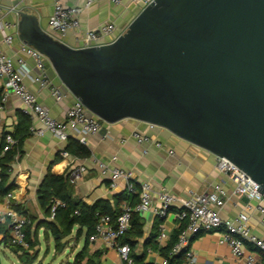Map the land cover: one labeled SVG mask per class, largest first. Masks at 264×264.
<instances>
[{"label": "water", "instance_id": "water-1", "mask_svg": "<svg viewBox=\"0 0 264 264\" xmlns=\"http://www.w3.org/2000/svg\"><path fill=\"white\" fill-rule=\"evenodd\" d=\"M15 15L18 39L103 125L164 128L230 161L264 198V0H153L112 41L80 47Z\"/></svg>", "mask_w": 264, "mask_h": 264}, {"label": "crops", "instance_id": "crops-1", "mask_svg": "<svg viewBox=\"0 0 264 264\" xmlns=\"http://www.w3.org/2000/svg\"><path fill=\"white\" fill-rule=\"evenodd\" d=\"M54 0H2L0 22L9 21L16 24L19 17L16 11L30 12L38 17L39 24L48 30V18L52 14ZM66 6H76L81 9L78 18L79 31H69L60 40L72 47L83 44L84 34L87 30L97 29L102 23L112 21L115 31L107 36L100 37L98 43H107L123 33L131 20L141 9L133 0H121L114 4L108 0H96L89 6L85 0H62ZM13 31L0 29V51L16 59L23 57L31 69L32 75L37 73L33 60L21 51L22 42L17 37V29L10 44L4 41V36ZM46 73L55 86L64 90L60 81L47 65ZM28 89L36 95L38 102L46 107L50 114L57 120H63L66 110L73 104L74 97L68 94L60 101H56L48 87L37 82L25 80ZM0 131L12 132L19 125L20 117L24 114L23 103L11 91L5 90L0 80ZM30 122V121H28ZM106 132L87 137L85 146L89 155L81 158L66 151L70 140L60 141L52 134L46 132L42 136L28 134L21 146V154L16 156L11 163L9 181L13 184L10 192L11 201L26 211L32 217V228L35 224L46 220L45 210L37 201V189L45 174L50 171L57 175L67 176L71 169L83 167V173L73 184V196L82 199L87 204H92L98 199L107 200L111 205L122 202L125 191V180H120L118 186L110 188L108 174H102L97 161L107 163L110 167H117L131 174L130 181L139 184L148 181L154 191L165 189L176 196L186 197L189 191H212L219 186L224 189L226 198L219 210L222 219H233L239 213L246 212L248 226L251 232L264 240V221L254 208L252 201L233 192L234 184L226 173L217 167V157L209 151L189 143L164 128L150 126L147 123L134 119H123L113 124L103 125ZM22 128V125H19ZM138 131L149 135L151 143L139 144L132 137ZM25 132V131H24ZM156 142L160 146H156ZM145 151V152H144ZM122 194V195H121ZM119 195L122 197L117 198ZM138 199V198H137ZM124 201V200H123ZM155 197L152 205H156ZM179 204L171 206L163 220L147 210L140 213L143 222V235L134 239V251H145L144 262L162 264L163 257L157 247L163 246L157 240H147L153 226L160 220L159 226H164L168 240L172 233L178 231L184 224L178 217ZM158 229L156 231H158ZM155 231V230H154ZM220 231L202 232L191 241L190 250L194 258L192 264H236L235 259L227 244L220 241ZM167 240V241H168ZM167 243V242H166ZM165 245V244H164ZM248 250H254L246 244ZM99 251L101 264H124L121 262L115 249L108 248L100 240L89 243L88 252ZM134 264V263H133ZM142 264V263H135ZM185 264V263H183Z\"/></svg>", "mask_w": 264, "mask_h": 264}, {"label": "built area", "instance_id": "built-area-1", "mask_svg": "<svg viewBox=\"0 0 264 264\" xmlns=\"http://www.w3.org/2000/svg\"><path fill=\"white\" fill-rule=\"evenodd\" d=\"M1 1L0 13L2 11ZM94 1L96 0H85V5L89 6ZM108 1L117 4L121 0ZM133 1L142 8L153 0ZM80 11L79 7L66 6L62 0H54L52 14L48 18L49 32L58 37L69 31H79L78 15ZM0 29L16 32V24L3 21L0 22ZM115 29V24L112 21H106L97 29L87 30L82 46L100 44L98 43L99 38L112 34ZM13 32L4 36V41L7 44L12 42ZM21 51L33 60L37 73L32 75L31 69L23 57L14 59L0 51V80L3 88L11 91L23 103L24 113L30 121L29 133L42 136L48 132L60 141H67L69 137H73L78 143L86 146L87 137L98 134L103 127V122L90 114L81 101L75 98L73 104L66 110L63 120L54 118L49 110L38 102L36 95L28 89L25 80L48 87L56 101H60L70 93L65 90L62 91L58 86L51 83L46 73L47 60L44 55L25 44H22ZM1 109L2 106L0 105ZM132 137L139 144L152 142L151 137L142 132L135 131L132 133ZM14 143L15 140L11 134H6L2 153L10 150ZM155 144L160 146L158 142ZM62 155L67 156L68 152L63 151ZM97 165L102 174L109 175L110 188H116L118 182L123 179L126 181L125 191L129 194H136L138 198L135 204H130L128 200L122 201L115 220L110 215H101L95 224L94 231L88 238L89 243L100 240L108 248L115 249L122 263L133 264L129 256L130 247L126 243H121L122 237L130 228L132 213H143L151 210L156 217L163 220L168 209L174 204H179L178 217L184 222V226L171 248V253H177L180 249L188 247L189 240L202 232L220 231V241L229 246L236 264H264V240L251 232L248 226L247 213L241 212L233 219L220 217L219 210L226 198V193L221 187L217 186L212 191H189L186 197H181L171 194L165 189L154 191L148 181H142L137 185L130 181L131 174L129 172L117 167H110L105 162L97 161ZM217 167L226 173L233 182V192L252 201L253 206L248 204L247 208H254L264 221V198L259 192L258 185L242 170L223 157H217ZM83 171V167L79 166L71 169L67 175L69 182L74 184ZM10 196L11 194L8 192L0 200V224H3L8 231V244L10 246L17 248L19 252L28 251L29 243L26 228L31 224V219L26 213L14 208ZM154 197L157 201L156 205H152ZM58 205H62V203L59 200H53L47 220L54 219L55 208ZM157 240L160 245L166 244L168 234L164 226H159ZM246 244H249L254 250H248ZM0 246L4 245L1 244ZM193 262L194 258L190 247H188L184 263L192 264ZM162 264H168L165 258Z\"/></svg>", "mask_w": 264, "mask_h": 264}, {"label": "trees", "instance_id": "trees-1", "mask_svg": "<svg viewBox=\"0 0 264 264\" xmlns=\"http://www.w3.org/2000/svg\"><path fill=\"white\" fill-rule=\"evenodd\" d=\"M28 121V116L23 114L19 120V125H22L21 129L19 125H17L12 132L0 131V200L13 188V184L9 181L10 167L15 157L21 154L22 143L29 134L30 122ZM8 133L11 134L15 143L10 150L2 153L4 139ZM65 150L81 158L89 155L88 149L84 145L78 143L77 140L73 139L68 142ZM72 186L73 184L69 182L68 177L65 175H57L50 171L45 174L37 189V201L39 206L45 210V214L48 216L53 200H59L62 205L56 206L53 220L46 219L35 224V231L44 227L45 232L50 233L54 241L58 243L63 236L69 235L75 230V235L78 237L83 235V245L81 249L74 254L72 262L69 264H101L99 251H94L93 253L88 252V238L94 231L95 224L101 215H110L111 218L115 220L119 213V202L117 201L111 205L107 200L98 199L92 204H87L82 199L73 196ZM121 195L117 198L122 197ZM123 195V200H128L130 204H135L138 200L136 194L124 192ZM13 206L16 210L26 213V211L21 210L18 205L13 203ZM27 215L32 221V217L29 214ZM159 223L160 220L155 222L153 230L147 240H155L158 235V231L156 230L158 229ZM183 226L184 224L180 226L178 231L172 233L165 245L157 247V250L160 252L161 256L167 260L168 264H183L188 247H190L191 241L196 238L194 237L189 240L188 247L180 249L177 253H171V248L175 244ZM31 229L32 226L30 224L26 228L29 249L37 243V240H31L33 232ZM142 235L143 222L140 212H133L130 228L122 237L121 243H126L130 247L129 256L134 264H153L152 262H144L145 251L136 253L133 250L136 245L134 239L140 238ZM1 244L15 251L19 260L23 263L30 264L34 261V259H31L28 255V251L19 252L17 248L8 244V231L3 224H0V245Z\"/></svg>", "mask_w": 264, "mask_h": 264}, {"label": "rangeland", "instance_id": "rangeland-1", "mask_svg": "<svg viewBox=\"0 0 264 264\" xmlns=\"http://www.w3.org/2000/svg\"><path fill=\"white\" fill-rule=\"evenodd\" d=\"M32 228L31 240L37 243L28 250V255L34 259L30 264H69L74 254L83 245V235L78 237L75 230L71 234L63 236L56 243L50 233L41 227L37 231ZM0 264H26L19 260L15 251L7 246H0Z\"/></svg>", "mask_w": 264, "mask_h": 264}]
</instances>
